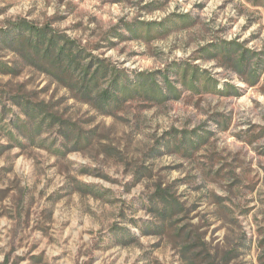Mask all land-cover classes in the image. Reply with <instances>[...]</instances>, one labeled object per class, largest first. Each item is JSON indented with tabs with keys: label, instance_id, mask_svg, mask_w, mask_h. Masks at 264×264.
<instances>
[{
	"label": "rangeland",
	"instance_id": "obj_1",
	"mask_svg": "<svg viewBox=\"0 0 264 264\" xmlns=\"http://www.w3.org/2000/svg\"><path fill=\"white\" fill-rule=\"evenodd\" d=\"M0 264H264V0H0Z\"/></svg>",
	"mask_w": 264,
	"mask_h": 264
},
{
	"label": "trees",
	"instance_id": "obj_2",
	"mask_svg": "<svg viewBox=\"0 0 264 264\" xmlns=\"http://www.w3.org/2000/svg\"><path fill=\"white\" fill-rule=\"evenodd\" d=\"M30 30H31L30 31V39L27 41L26 44L28 46L32 47L33 49L37 50L38 53H43L42 56H48L49 55L50 57H52L55 53L54 52L52 53L51 51H54V49H56V48L52 49V45H53L54 40L51 38V40L49 41V44L47 46H45V44H44L45 42H42L46 38L45 35L41 34L39 31H34V29H32V28ZM40 42H42V43H40ZM63 47L64 46H62L61 49L59 50V52L55 55V57L53 59L54 64L57 63V62L61 63V62L64 61V58L62 57L63 56L62 54L65 53V50H64L65 47L64 48ZM42 48H45L43 52H42ZM77 57H78V55L71 54V59H70L69 62H67L68 63L67 66L69 68H71L72 65L74 63H76ZM105 70H106V68L103 69V71H105ZM98 71H99V69H97L95 71V74L92 75L89 78V80L92 81L96 77V73ZM89 72H90V67H88L86 69V71H85V73L83 75V76H85L84 78L88 77ZM106 92H108V91H106ZM165 202H166L165 203L166 211L168 212V210H170V208L173 207V204L172 203L169 204L168 200H166Z\"/></svg>",
	"mask_w": 264,
	"mask_h": 264
}]
</instances>
